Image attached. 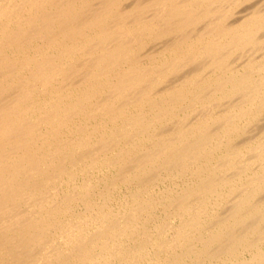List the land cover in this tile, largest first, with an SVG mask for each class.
<instances>
[{
	"label": "bare ground",
	"instance_id": "1",
	"mask_svg": "<svg viewBox=\"0 0 264 264\" xmlns=\"http://www.w3.org/2000/svg\"><path fill=\"white\" fill-rule=\"evenodd\" d=\"M0 264H264V0H0Z\"/></svg>",
	"mask_w": 264,
	"mask_h": 264
},
{
	"label": "rangeland",
	"instance_id": "2",
	"mask_svg": "<svg viewBox=\"0 0 264 264\" xmlns=\"http://www.w3.org/2000/svg\"><path fill=\"white\" fill-rule=\"evenodd\" d=\"M116 195H117V192H116Z\"/></svg>",
	"mask_w": 264,
	"mask_h": 264
}]
</instances>
